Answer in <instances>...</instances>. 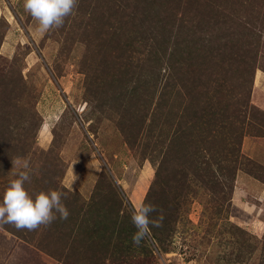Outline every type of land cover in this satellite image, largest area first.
I'll use <instances>...</instances> for the list:
<instances>
[{
  "label": "rangeland",
  "instance_id": "rangeland-1",
  "mask_svg": "<svg viewBox=\"0 0 264 264\" xmlns=\"http://www.w3.org/2000/svg\"><path fill=\"white\" fill-rule=\"evenodd\" d=\"M0 264H264V0H0Z\"/></svg>",
  "mask_w": 264,
  "mask_h": 264
},
{
  "label": "trees",
  "instance_id": "trees-1",
  "mask_svg": "<svg viewBox=\"0 0 264 264\" xmlns=\"http://www.w3.org/2000/svg\"><path fill=\"white\" fill-rule=\"evenodd\" d=\"M9 232V231H8ZM17 236V235H16Z\"/></svg>",
  "mask_w": 264,
  "mask_h": 264
}]
</instances>
